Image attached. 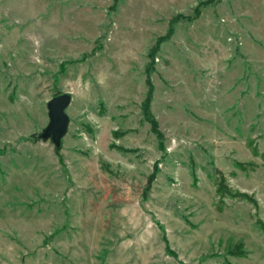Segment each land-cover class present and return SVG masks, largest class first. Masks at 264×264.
Masks as SVG:
<instances>
[{"label": "rangeland", "instance_id": "374dc122", "mask_svg": "<svg viewBox=\"0 0 264 264\" xmlns=\"http://www.w3.org/2000/svg\"><path fill=\"white\" fill-rule=\"evenodd\" d=\"M0 264H264V0H0Z\"/></svg>", "mask_w": 264, "mask_h": 264}, {"label": "water", "instance_id": "95a60500", "mask_svg": "<svg viewBox=\"0 0 264 264\" xmlns=\"http://www.w3.org/2000/svg\"><path fill=\"white\" fill-rule=\"evenodd\" d=\"M71 102L69 93H61L46 103L48 123L38 135L41 140H50L56 150L62 146V140L68 132L70 118L66 109Z\"/></svg>", "mask_w": 264, "mask_h": 264}, {"label": "trees", "instance_id": "16d2710c", "mask_svg": "<svg viewBox=\"0 0 264 264\" xmlns=\"http://www.w3.org/2000/svg\"><path fill=\"white\" fill-rule=\"evenodd\" d=\"M165 38H166V37H160V38L158 39V41H157V45H158L159 43H161V42L163 41V39H165ZM150 57L153 59V57H154L153 52L150 53ZM146 83H147V85L149 84V79H148V77H147V79H146ZM151 92H152V91H151V86H149V91H148V93H147V95H146V98H145V100H144V103H143L144 114L146 115L147 118L150 117L149 105H150V101H151V94H152ZM149 122L151 123L152 131H153L155 134H157L158 137H159V133H158V131H157L155 121H153V119H151ZM220 184H221V186L223 187V190H226V189H225V186H224L223 183H222V180H221V183H220Z\"/></svg>", "mask_w": 264, "mask_h": 264}]
</instances>
